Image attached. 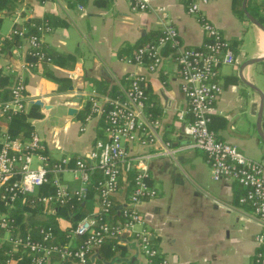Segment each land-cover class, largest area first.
Instances as JSON below:
<instances>
[{
  "label": "crops",
  "instance_id": "obj_1",
  "mask_svg": "<svg viewBox=\"0 0 264 264\" xmlns=\"http://www.w3.org/2000/svg\"><path fill=\"white\" fill-rule=\"evenodd\" d=\"M193 2L150 0L152 10L134 12L130 0H65L45 4L26 0L22 6L25 8L1 17L0 72L10 77L12 84L18 74H23L29 111L33 105L39 107L41 116L30 122L33 133L43 140V154L51 162L72 158L71 167H75L77 158L92 150L101 136L102 121H87L88 95L96 91L105 99L112 91H119L128 74L142 75L149 103L159 110L163 137L168 133L172 148H179L174 156H157L147 164L151 184L159 195L140 204L139 209L153 244L169 264H253L260 249L256 238L261 226L251 210L240 204L242 188L232 180L214 181L205 154L186 148L191 141L179 114L186 109L187 100L173 62L166 60L156 74L128 63L137 47L152 42L168 21L178 30L185 46H201L206 40L201 23L198 15L188 11ZM197 2L201 15L218 27L236 58L233 66L222 71L223 91L211 115V128L221 141L237 147L249 158L264 160V142L257 127L262 97L240 79L243 77L264 94V60L244 67L250 60L264 59V31L247 16L241 19L237 15L235 0ZM159 9H164V13ZM46 22L51 31L42 36V44L51 58L49 63L26 67L35 60L28 56V43L21 38L19 45L2 49L16 30L29 28L28 23L33 27ZM71 108L78 113L70 116ZM37 122L41 124L40 130ZM7 130L8 123L0 115V136ZM133 151L142 149L133 146ZM63 179L72 192L79 189L80 182L74 180L72 173L65 174ZM91 194L92 191L83 205L92 207L93 214L98 211V194L90 197ZM115 198L126 207L127 188L123 186ZM59 228L63 232L73 227L63 220ZM117 245L121 250L112 260H104V264H148L132 236H123Z\"/></svg>",
  "mask_w": 264,
  "mask_h": 264
},
{
  "label": "built area",
  "instance_id": "obj_2",
  "mask_svg": "<svg viewBox=\"0 0 264 264\" xmlns=\"http://www.w3.org/2000/svg\"><path fill=\"white\" fill-rule=\"evenodd\" d=\"M24 6L26 0H22ZM65 0H43L45 3H63ZM134 12L152 10L150 0H130ZM25 8V7H22ZM82 9L83 7L80 6ZM164 13V9L158 10ZM190 14L198 15L205 42L199 47L185 46L178 30L171 21L165 22L157 40L139 47L129 64L145 68L150 73H159L166 60H171L179 72L181 90L186 97L187 107L180 112L179 120L185 122V133L191 143L188 149L199 150L207 157L212 169V179L216 182L232 180L243 190L239 202L251 210L252 217L259 222L261 232L256 240L260 247L255 257L257 263L264 264V160H254L237 147L221 141L211 129L212 113L223 91L220 78L225 67L236 62L231 44L224 38L218 27L203 17L197 0L190 4ZM35 34L28 28L16 30L12 36L28 43L27 54L35 62L26 67L35 68L49 63L51 58L43 48L42 36L51 31L48 23L33 25ZM170 49L172 51H170ZM169 51L166 56L165 52ZM115 96L100 98L96 91L88 95L89 113L87 121H104V136L97 138L92 150L84 157L51 162L43 154L45 145L37 133L28 139L14 138L7 131L0 136V248L8 245L11 256L8 264L20 263L13 259L23 252L29 264H91L94 251L102 248L110 239L120 245L123 236H132L145 256L148 264H169L162 258L152 242V234L146 226V219L139 206L147 200L158 197L159 192L151 184L148 163L157 156H174L179 148L164 140L161 118L149 112V99L146 94L145 78L132 72L124 79ZM10 101H0V115L28 112L27 84L23 74H18L12 84ZM85 130V128H82ZM133 146L142 149L134 152ZM156 147L159 150L153 151ZM133 173V191L129 203L120 213L121 220L109 223L113 200L120 192L128 175ZM72 173L80 187L75 192L63 179ZM99 173L98 211L79 221L70 232L69 240L75 244L65 245L54 242L53 228L48 230L28 228V238H23L21 225L12 212L28 206L37 215L54 213L55 207H64L76 200H87L94 177ZM51 187L53 192L42 195L40 190ZM32 200V202L27 203ZM23 204L18 207V202ZM38 209V211H37ZM31 215L37 218V215ZM34 233L40 240H32ZM263 250V251H260Z\"/></svg>",
  "mask_w": 264,
  "mask_h": 264
},
{
  "label": "trees",
  "instance_id": "obj_3",
  "mask_svg": "<svg viewBox=\"0 0 264 264\" xmlns=\"http://www.w3.org/2000/svg\"><path fill=\"white\" fill-rule=\"evenodd\" d=\"M39 3L43 4V0H37ZM244 0H235V11L237 15L241 19H247L246 18V13L242 9V3ZM22 0H0V25L2 24V19L1 17L4 15H10L14 13L18 8H22ZM247 11L256 19L258 20L263 26H264V0H248L247 1ZM47 23V22H46ZM28 25V30L29 34H35L36 30L34 27H32V23L26 24ZM40 25V24H38ZM31 26V27H30ZM160 36V35H159ZM155 37L153 41L157 40L158 37ZM14 38V39H12ZM10 38V41H7L4 44V47L2 45V49L5 51L6 49H9L11 46L17 44L19 45V41L17 36H14ZM152 41V42H153ZM148 44V43H147ZM139 45V47L144 46ZM1 47V46H0ZM136 49V50H137ZM170 51H172L170 49ZM169 51H166L165 54L169 55ZM10 77L4 76L0 72V101L7 102L10 101L12 98V85H11ZM11 85V86H10ZM118 92L112 91L110 96H115ZM147 94V90H146ZM148 96V94H147ZM149 99V97H148ZM150 104V103H149ZM153 105V106H152ZM151 107H149V112L154 116L157 117L159 115V110L155 107L154 104H152ZM39 107L36 105H33L31 112H20L17 114H6L3 117V119L6 120L8 123V130L7 132L14 138L21 137L23 139H28L32 136L33 134V126L30 122L31 119L40 117L39 113ZM2 119V118H1ZM105 127L104 121H102V128H101V136L98 138L101 139H106L104 136V130L103 128ZM212 129V128H211ZM168 134V133H167ZM167 134L164 135V139L167 142L172 143L170 138L167 136ZM134 175L133 173L130 172L128 175V178L125 182H123V186L127 188V191L129 195L133 191V181ZM101 179V175L99 173L96 174L94 177V184L90 187V191H92V194L90 197L93 196V194H98L97 186L98 181ZM122 186V187H123ZM53 192V189L51 187H44L40 190V194L46 195L50 194ZM244 193V192H243ZM32 200L28 201L27 203L30 204ZM18 207L21 206L23 203L19 201ZM84 203H79L76 200L72 201V203L68 204L67 206L64 207H55V213L54 214H39L37 215L32 209H30L28 206L24 207L23 210L18 209L12 212V215L16 218L18 223L21 225L22 228V234L23 238L27 239L28 238V228L32 227L34 229L36 228H42L45 230H48L50 228L54 229L55 232V240L54 242L65 245L69 243V236L71 230L63 231L60 230L59 228V222L60 221H66L69 224L74 227L79 221H81L83 218L91 215L92 213V207L84 206ZM125 209L124 205H120L116 198L113 200V207L111 208L110 216L105 218L106 222L109 223H116L121 220L120 213ZM38 211V209H37ZM27 214H33L35 213L37 215V218H33L31 215L29 217H26L25 215ZM39 216V217H38ZM31 235L32 240H40V236L36 233ZM9 247L8 245H5L3 248H0V264H8V260L11 258L10 254L6 255L7 252H9ZM119 247L117 245V240L110 239L108 242L100 249L97 251H94L92 253V256L90 257V262L91 264H104L105 261H110L114 256L116 255V252L119 251ZM121 250V249H120ZM263 251V250H260ZM13 259H18L19 264H29L28 260L26 259L25 255L23 254L22 251H20L18 254H15L13 256ZM68 264H75L73 260H70ZM253 264H259L257 263L256 257L254 258Z\"/></svg>",
  "mask_w": 264,
  "mask_h": 264
},
{
  "label": "water",
  "instance_id": "obj_4",
  "mask_svg": "<svg viewBox=\"0 0 264 264\" xmlns=\"http://www.w3.org/2000/svg\"><path fill=\"white\" fill-rule=\"evenodd\" d=\"M247 1L248 0H245L244 1V4H243V8H244V11L246 13V16L248 18V20L250 22H252L255 26H258L260 29H262L264 31V26L258 21L256 20L248 11H247ZM264 59H256V60H250L249 62H247L245 64L244 67H247L249 65H254V64H257L261 61H263ZM240 79L241 81L246 84L247 86H249L251 89L253 90H256L262 97V100H261V105H260V110H259V113H258V122H257V127H258V130H259V134H260V137L262 138V141L264 142V133L262 132V120H263V114H264V94L258 89V88H255L253 87L252 85L248 84L244 79L243 77L240 76ZM81 101V96H78L77 98V102L79 103ZM36 104L42 106V103L41 102H37ZM78 113V110L74 109V108H71L68 110V114L70 116H74ZM176 147V146H175Z\"/></svg>",
  "mask_w": 264,
  "mask_h": 264
},
{
  "label": "rangeland",
  "instance_id": "obj_5",
  "mask_svg": "<svg viewBox=\"0 0 264 264\" xmlns=\"http://www.w3.org/2000/svg\"><path fill=\"white\" fill-rule=\"evenodd\" d=\"M22 6H24V2L22 3ZM40 122H37V129L40 130V127H41V124H39ZM261 159L257 160V161H260Z\"/></svg>",
  "mask_w": 264,
  "mask_h": 264
}]
</instances>
